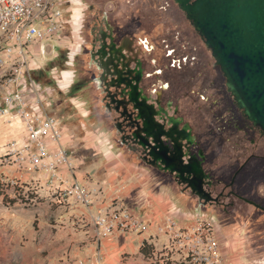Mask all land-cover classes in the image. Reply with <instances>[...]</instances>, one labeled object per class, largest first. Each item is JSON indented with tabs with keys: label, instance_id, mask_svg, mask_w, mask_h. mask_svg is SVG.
Segmentation results:
<instances>
[{
	"label": "flooded vegetation",
	"instance_id": "obj_1",
	"mask_svg": "<svg viewBox=\"0 0 264 264\" xmlns=\"http://www.w3.org/2000/svg\"><path fill=\"white\" fill-rule=\"evenodd\" d=\"M81 2L74 63L99 125L185 209L248 210V241L264 257V130L224 87L180 1Z\"/></svg>",
	"mask_w": 264,
	"mask_h": 264
},
{
	"label": "built area",
	"instance_id": "obj_2",
	"mask_svg": "<svg viewBox=\"0 0 264 264\" xmlns=\"http://www.w3.org/2000/svg\"><path fill=\"white\" fill-rule=\"evenodd\" d=\"M63 2L0 0V123L12 129V137L0 150V168L43 175L44 182L42 177L29 181L34 190L25 199L30 204H38L46 190L52 203H77L91 210L94 196L101 189L77 178V150L65 140L69 132L63 121L49 110L61 83L57 69L46 67L54 56L47 58L44 41H57L56 36L65 27ZM3 172L1 182L17 185L22 181ZM122 199L117 196L112 207L93 214L98 240L120 233L144 234L140 247L144 242L148 245L149 253L143 254L147 264L226 262L214 218L189 215L178 208L150 220L141 205L126 207ZM73 263L107 264L99 248Z\"/></svg>",
	"mask_w": 264,
	"mask_h": 264
},
{
	"label": "rangeland",
	"instance_id": "obj_3",
	"mask_svg": "<svg viewBox=\"0 0 264 264\" xmlns=\"http://www.w3.org/2000/svg\"><path fill=\"white\" fill-rule=\"evenodd\" d=\"M62 1L65 27L56 36L58 43L55 39L44 41L47 58L54 56L46 67L57 69L61 83L54 91L49 110L67 127L76 144L83 171L99 181L107 180V188L113 196L123 198L126 207L141 205L147 212L154 208L153 198L167 196L159 199L169 201L164 207L181 208L189 215L214 218L227 255L224 264H264V257L259 256L248 241V210H229L218 215L212 210L185 209L157 182L148 168L128 161L110 140L90 111L87 92L74 63L82 42L80 26L85 3L73 0L72 6H66L65 0ZM41 77L47 80L46 76ZM222 82L226 88L223 77ZM4 141L0 139V150ZM1 172L13 173L9 167L0 168ZM33 190L28 181H20L17 185L0 181V264H74L78 258L92 253L97 243L94 240L91 246L86 240L78 239L80 229L76 225L79 224L72 211L53 210L55 203L42 195L38 204L28 203L25 197ZM120 234L115 239L119 245L118 263L147 264L138 240L144 234H127L131 238ZM146 251L148 254L149 249Z\"/></svg>",
	"mask_w": 264,
	"mask_h": 264
},
{
	"label": "water",
	"instance_id": "obj_4",
	"mask_svg": "<svg viewBox=\"0 0 264 264\" xmlns=\"http://www.w3.org/2000/svg\"><path fill=\"white\" fill-rule=\"evenodd\" d=\"M178 1L210 48L237 106L264 130V0Z\"/></svg>",
	"mask_w": 264,
	"mask_h": 264
},
{
	"label": "crops",
	"instance_id": "obj_5",
	"mask_svg": "<svg viewBox=\"0 0 264 264\" xmlns=\"http://www.w3.org/2000/svg\"><path fill=\"white\" fill-rule=\"evenodd\" d=\"M0 136H1L0 137L1 140L2 139H5V141L8 140L9 138L12 137V129L8 125L0 123ZM65 140L68 143L72 144L73 146L76 145L70 134H68ZM76 162L78 164V168L76 170L77 178L85 182L91 188H100L101 191L95 194L94 201L91 206V210H87L83 205L77 204V203H72L71 205H67V206L54 204L55 208L53 210H60V211L71 210L72 215H74V217L77 219V222L79 224V225H76V228L80 229L79 231L80 235L77 236L78 239L86 240L88 244L91 243L90 244L91 246L94 245V240H95L97 243L96 248L93 250L89 248V251L91 252L92 250V253H93L96 249L99 248L104 256V260L107 261L108 259L107 262L105 261L107 264H119L118 259H117L119 245L115 241V239L118 238V236H120L121 234H115L111 238H104V239L98 240V238L96 237L97 228H96L95 223L92 220L93 214H96L99 211V209H107L109 207H112L115 202L114 200L115 198H117V196H113L114 194L111 192V190H109V188H107V180L99 181L98 179H94L91 174L83 171V167H82L83 165L80 163L79 160H76ZM11 169L13 173H10L9 176L14 177L15 175H17L18 177L22 179V181H28V182L31 181L32 178L42 177L43 182H44V177L40 173L22 172L20 170H17L16 168H11ZM42 194L44 197L46 196L47 198H49L48 192L46 190H43ZM165 197L168 198L167 196H164V197L157 196L156 198H153L152 201L154 203H152V206L154 208H152L151 210L147 212L143 210V212H145L146 216L150 220H155L156 218L164 216L165 214H169L172 210H174V208L172 207H164L165 204L167 203L169 204V201L168 202L159 201V199L162 200ZM125 235L126 237L127 236L130 237V235H127V234ZM143 238L144 237L142 238L140 237L138 239L140 243L143 240ZM224 248L225 247L223 245V250ZM92 253H89L85 256L91 255Z\"/></svg>",
	"mask_w": 264,
	"mask_h": 264
},
{
	"label": "trees",
	"instance_id": "obj_6",
	"mask_svg": "<svg viewBox=\"0 0 264 264\" xmlns=\"http://www.w3.org/2000/svg\"><path fill=\"white\" fill-rule=\"evenodd\" d=\"M148 249L149 248H148V245H147L146 242H144V244L140 247L141 252L146 254V255H147V251L146 250H148Z\"/></svg>",
	"mask_w": 264,
	"mask_h": 264
}]
</instances>
